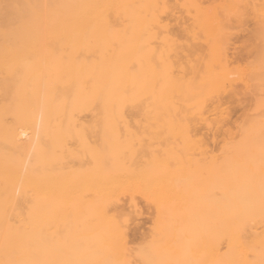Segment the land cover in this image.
Here are the masks:
<instances>
[{
  "label": "bare ground",
  "instance_id": "1",
  "mask_svg": "<svg viewBox=\"0 0 264 264\" xmlns=\"http://www.w3.org/2000/svg\"><path fill=\"white\" fill-rule=\"evenodd\" d=\"M0 264H264V0H0Z\"/></svg>",
  "mask_w": 264,
  "mask_h": 264
},
{
  "label": "rangeland",
  "instance_id": "2",
  "mask_svg": "<svg viewBox=\"0 0 264 264\" xmlns=\"http://www.w3.org/2000/svg\"><path fill=\"white\" fill-rule=\"evenodd\" d=\"M249 26L251 27V25L248 23V25L243 30H238V31L236 30L234 35H232L233 38H232L231 42L233 45L231 46V48L229 50V55H228L229 59H230L229 61L232 64V65L230 64L231 67L234 66L235 68H237L236 67V65H237V66H239V68H240V66L241 67L243 66L245 68L249 63V60L252 59L251 51L249 49L247 50L243 46L247 42V39H248V31L250 29ZM240 48H241V50H240ZM233 64H235V65H233ZM234 67H232V68H234ZM243 67H242V69H243ZM238 83H239V81H237V89H238L237 93L238 94L231 97L230 100H229V98L227 99L228 100V103H227L228 116H227V123L226 124L229 126H233V127L235 126V124H237L238 122H240L242 120V118H243L244 114L247 112V109L249 108V104H250V91L248 92V90H245L244 87L241 86L242 85L241 82L239 84ZM203 131H205V132H203ZM199 135L201 137H203V139L205 140V142L209 146V147L207 146L209 150H214L216 148V144H215L214 138H213V131H211V130L207 131V129L206 130L202 129L201 133H199ZM122 199H123L122 203H124L126 206H128L126 199L125 200H124V198H122ZM136 200L138 202V210L139 211L136 212L135 214L133 213V217L129 221L127 228H126L127 238L130 242V245H136V244L140 243L143 240V238H145L147 236V234H148L147 231H149V228L151 225V219H152L151 217H152V213H153L152 209H150L140 197H137Z\"/></svg>",
  "mask_w": 264,
  "mask_h": 264
}]
</instances>
